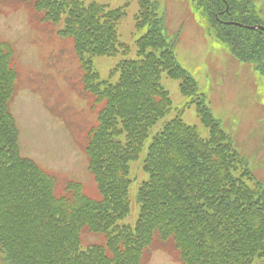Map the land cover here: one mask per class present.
<instances>
[{
    "label": "trees",
    "instance_id": "obj_1",
    "mask_svg": "<svg viewBox=\"0 0 264 264\" xmlns=\"http://www.w3.org/2000/svg\"><path fill=\"white\" fill-rule=\"evenodd\" d=\"M40 24L73 43L83 93L97 113L85 153L99 198L83 184L58 177L24 157L11 112L19 72L13 44L0 40V254L7 264H147L165 249L182 264H264V186L233 148L209 109L194 77L177 60L180 36L169 38L155 0H137L138 31L132 48L120 41L126 5L108 9L83 0H20ZM202 3L207 30L240 63L264 76V32L227 22L262 24L249 0H190ZM228 7V9H227ZM227 9V10H226ZM122 54L102 81L94 59ZM180 82L193 98L207 138L179 117L153 135L144 160L149 180L138 193L139 219L120 225L131 212V163L140 159L151 130L172 107L162 74ZM103 236L83 247L82 234Z\"/></svg>",
    "mask_w": 264,
    "mask_h": 264
},
{
    "label": "rangeland",
    "instance_id": "obj_2",
    "mask_svg": "<svg viewBox=\"0 0 264 264\" xmlns=\"http://www.w3.org/2000/svg\"><path fill=\"white\" fill-rule=\"evenodd\" d=\"M83 1L118 9L128 0ZM155 1L168 37L180 36L174 50L178 62L194 77L214 118L230 136L248 169L264 186V76L249 64L238 62L227 45L216 41L207 30L209 25L202 3ZM249 1L264 26V0ZM138 11L137 0L130 1L126 16L118 25L120 41L132 48L131 58L136 55V41L146 32L136 29ZM40 18L31 6L20 0H0V39L16 49L19 78L10 109L20 128L22 154L56 175L61 187L67 181H77L83 184L88 196L98 199L85 154L89 129L96 123V109L83 94L82 71L74 57L72 41L59 37L55 28L40 24ZM227 23L244 28L252 26ZM124 58L120 54L94 59L95 70L102 81L115 83L118 80L112 72ZM161 83L170 93L171 111L152 128L140 159L131 163V212L120 225L135 226L139 219L137 193L149 180L143 167L153 135L177 117L197 127L202 137L209 135L198 117L196 105L191 103L193 98L181 94L180 82L163 73ZM82 242L84 248L89 244H102L103 236L84 233ZM3 256L0 254V264H7ZM147 264L182 263L171 253L159 250L152 253Z\"/></svg>",
    "mask_w": 264,
    "mask_h": 264
},
{
    "label": "water",
    "instance_id": "obj_3",
    "mask_svg": "<svg viewBox=\"0 0 264 264\" xmlns=\"http://www.w3.org/2000/svg\"><path fill=\"white\" fill-rule=\"evenodd\" d=\"M239 26L244 27V26H242V25H239ZM247 28H248V29H252V30L260 29V30L264 31V28H262V27H247Z\"/></svg>",
    "mask_w": 264,
    "mask_h": 264
}]
</instances>
